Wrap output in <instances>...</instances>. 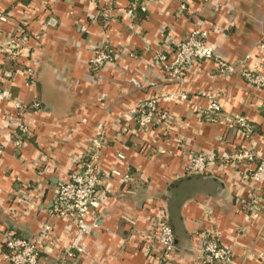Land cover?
Returning a JSON list of instances; mask_svg holds the SVG:
<instances>
[{"label": "crops", "instance_id": "obj_1", "mask_svg": "<svg viewBox=\"0 0 264 264\" xmlns=\"http://www.w3.org/2000/svg\"><path fill=\"white\" fill-rule=\"evenodd\" d=\"M128 6L0 0V87L10 93L0 103V264L8 234L34 239L39 264H160L148 247L153 215L174 232L164 264H204L207 233L229 247L231 264H262L264 185L249 173L264 156V88L242 71L264 74V0H147L132 16ZM195 28L206 31L213 57L168 77L157 53L172 57ZM104 43L115 57L94 69L90 59ZM218 61L234 71L223 74ZM148 97L168 111V126L137 127L129 111ZM212 99L220 111L208 117ZM12 100L26 105L21 116ZM239 115L255 129L249 139L231 123ZM19 122L27 132L16 145ZM94 150L100 179L82 225L50 213L57 182ZM194 152L210 159L204 172H187ZM247 152L254 158H237Z\"/></svg>", "mask_w": 264, "mask_h": 264}, {"label": "built area", "instance_id": "obj_2", "mask_svg": "<svg viewBox=\"0 0 264 264\" xmlns=\"http://www.w3.org/2000/svg\"><path fill=\"white\" fill-rule=\"evenodd\" d=\"M129 6L126 14L133 15V8L138 5L140 10H146L147 0H128ZM7 20L6 14H0V23ZM206 31L202 29H192L184 39H182L174 49L172 57H169L165 52L157 53V62L161 65V69L170 78L179 77L185 72L194 62L202 59H209L213 57L212 46L205 41ZM261 44L264 49V35ZM115 55L113 49L106 43L95 48L93 56L90 59V65L94 69L103 67L105 64L111 62ZM218 70L223 74H230L234 71L233 66L222 61H218ZM31 83L34 79L31 67L22 71ZM243 77L256 88H264V74L254 69H246L242 71ZM167 97L170 99H186L185 94H178L169 92ZM10 99V93L7 89L0 87V103ZM13 107L17 110L19 116L22 115L26 105L18 100H12ZM29 106L37 110L39 103L33 101ZM220 111L218 102L212 99L204 113L206 116L216 114ZM130 114L134 118V122L139 129H145L157 124L169 125L171 123L168 111L157 104L155 97H148L130 109ZM231 123L236 126L238 135L243 139H249L253 133L252 125L239 115L231 119ZM27 132L26 124L19 122L16 135L13 139L14 144L18 145ZM3 149L0 146V155ZM247 157L254 158L251 152L239 153L237 158ZM210 159L202 153H191L188 156L186 168L188 173H201L207 168V163ZM99 165L97 162V154L94 150L90 153L89 158L82 161L81 164L74 166L67 176L58 181L53 189V201L50 207V213L64 217L68 220L72 219L78 225H82L84 217L87 215L90 202L95 192L96 186L100 179ZM116 173V171H112ZM249 179L256 184L264 185V156H261L256 161L252 171L249 173ZM256 189V188H255ZM253 203L248 207L250 212L255 211V202L258 198L253 197ZM151 232L150 241L148 242L149 249L155 248L158 253V260L160 264L168 261L171 253L175 247L174 232L171 225L164 219L157 215H153L150 222ZM48 227L44 228L46 230ZM44 233V231H43ZM2 251V259L7 264H39V248L34 239H28L19 235L8 234L4 237ZM202 254L201 260L204 264H231L232 252L229 247L221 244L214 234L207 233L202 239ZM70 246L66 248L67 254H72ZM75 249V248H74ZM82 250L81 248H76ZM259 258L264 264V253L258 254Z\"/></svg>", "mask_w": 264, "mask_h": 264}, {"label": "trees", "instance_id": "obj_3", "mask_svg": "<svg viewBox=\"0 0 264 264\" xmlns=\"http://www.w3.org/2000/svg\"><path fill=\"white\" fill-rule=\"evenodd\" d=\"M133 10H139L138 5H135L134 8H133ZM133 14H134V12H133ZM251 125H252V124H251ZM252 128H253V130H255L253 126H252Z\"/></svg>", "mask_w": 264, "mask_h": 264}]
</instances>
